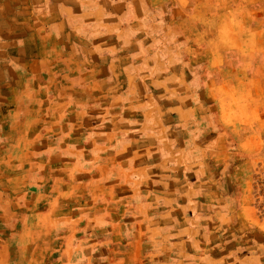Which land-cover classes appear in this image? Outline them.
I'll return each mask as SVG.
<instances>
[{"label": "rangeland", "instance_id": "obj_1", "mask_svg": "<svg viewBox=\"0 0 264 264\" xmlns=\"http://www.w3.org/2000/svg\"><path fill=\"white\" fill-rule=\"evenodd\" d=\"M107 3L106 20L131 8ZM138 4L146 46L103 35L124 70L87 62L106 76L96 96L81 103L71 81L53 107H23L16 134L50 141L2 153L0 171L20 174L0 177V264H161V249L170 264L195 239L264 262V0ZM139 52L144 67H127ZM163 199L178 235L161 225Z\"/></svg>", "mask_w": 264, "mask_h": 264}, {"label": "crops", "instance_id": "obj_2", "mask_svg": "<svg viewBox=\"0 0 264 264\" xmlns=\"http://www.w3.org/2000/svg\"><path fill=\"white\" fill-rule=\"evenodd\" d=\"M107 1L0 0V159H3L2 153L6 151L23 153L30 143L35 145V151L43 150V146L50 141L41 137L43 146L38 147V137L16 134L15 129L23 124V107H43L45 110L53 107V96L56 93L61 91L59 94L67 96L71 94L70 89H76L71 88V81L78 86L75 91L81 97L80 102L85 104L86 95L96 96L106 77L100 68L86 69L87 62L102 67V59L105 58L110 76L118 75L119 70H124L118 66L110 47L101 45L103 35L121 36L125 32L129 35L125 41L143 45L140 43L141 38L135 36L142 25L137 20L140 17L139 9L135 10L139 0H126L130 1L131 8L124 14V11L116 13L117 17L122 18L121 22L106 20L109 6ZM118 1L115 0L116 5ZM126 57L131 58V62L125 64L127 67L132 65L140 70L145 65L146 57L141 52L137 57L139 62L133 58V54ZM157 62L154 77L151 78L161 81V73L157 69L161 68V58ZM144 75L141 74V77ZM68 104L66 103L67 106ZM142 155L147 158V152H142ZM171 156L169 154L163 159ZM19 174L16 171L6 172L4 169L0 171V177ZM166 175L161 171L158 182L169 184L171 181L165 178ZM5 190L8 188L1 182L0 207L3 206L1 194ZM161 191L164 192L162 189ZM219 205L224 208L221 201ZM161 207V225L172 224L166 231L178 235L181 227H176V214L166 210L170 207L175 209V205L172 203L170 206L163 199ZM219 212L222 214L221 210ZM200 219L201 217L196 216L193 220L201 223ZM189 231V234L195 235L197 232L201 235V231H195V228L190 227ZM196 242L195 239L193 245H184L181 250L176 251L170 264H264L261 256L250 254L247 249L229 250L226 247L204 246L201 241L196 245ZM165 257H171V253L167 249H161V264L166 262Z\"/></svg>", "mask_w": 264, "mask_h": 264}, {"label": "bare ground", "instance_id": "obj_3", "mask_svg": "<svg viewBox=\"0 0 264 264\" xmlns=\"http://www.w3.org/2000/svg\"><path fill=\"white\" fill-rule=\"evenodd\" d=\"M131 114V113H130ZM114 131V130H113ZM113 137V136H112ZM135 172V171H134ZM135 182V181H134ZM112 188V187H111ZM139 190V189H138ZM110 194V193H109ZM149 198V197H148ZM106 204V203H105ZM177 223V222H176ZM179 242V241H178Z\"/></svg>", "mask_w": 264, "mask_h": 264}]
</instances>
